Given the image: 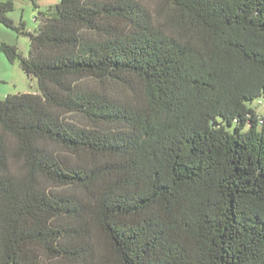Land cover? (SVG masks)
<instances>
[{
	"label": "trees",
	"instance_id": "obj_1",
	"mask_svg": "<svg viewBox=\"0 0 264 264\" xmlns=\"http://www.w3.org/2000/svg\"><path fill=\"white\" fill-rule=\"evenodd\" d=\"M13 9L0 264H264V0Z\"/></svg>",
	"mask_w": 264,
	"mask_h": 264
},
{
	"label": "rangeland",
	"instance_id": "obj_2",
	"mask_svg": "<svg viewBox=\"0 0 264 264\" xmlns=\"http://www.w3.org/2000/svg\"><path fill=\"white\" fill-rule=\"evenodd\" d=\"M2 1V0H0ZM13 11L7 14L15 27L24 25L26 31L33 32L35 28L34 17L45 11L49 6L58 3L60 0H12ZM147 5L152 6L156 0H143ZM7 44L16 46L23 56L27 54L28 40L21 36L15 29L8 28L0 23V45ZM36 80L27 78L19 68L17 62H9L0 49V100L7 95L16 93H30L36 90ZM256 112L264 115V101L262 104H251Z\"/></svg>",
	"mask_w": 264,
	"mask_h": 264
},
{
	"label": "built area",
	"instance_id": "obj_3",
	"mask_svg": "<svg viewBox=\"0 0 264 264\" xmlns=\"http://www.w3.org/2000/svg\"><path fill=\"white\" fill-rule=\"evenodd\" d=\"M260 104V103H259ZM262 104V103H261Z\"/></svg>",
	"mask_w": 264,
	"mask_h": 264
}]
</instances>
